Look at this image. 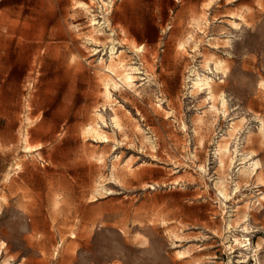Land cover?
Wrapping results in <instances>:
<instances>
[{
  "label": "rangeland",
  "instance_id": "obj_1",
  "mask_svg": "<svg viewBox=\"0 0 264 264\" xmlns=\"http://www.w3.org/2000/svg\"><path fill=\"white\" fill-rule=\"evenodd\" d=\"M78 1L0 0V264H264V0Z\"/></svg>",
  "mask_w": 264,
  "mask_h": 264
},
{
  "label": "bare ground",
  "instance_id": "obj_2",
  "mask_svg": "<svg viewBox=\"0 0 264 264\" xmlns=\"http://www.w3.org/2000/svg\"><path fill=\"white\" fill-rule=\"evenodd\" d=\"M103 1V0H102ZM105 3V2H103ZM107 3V2H106ZM78 4H80V6L83 7V9H85L90 15H91V18H90V22L92 23V25L94 26L95 24V21H96V18H95V14L92 13L91 11V6L82 1V0H79L78 1ZM107 5V4H105ZM195 19V18H194ZM198 22V21H197ZM233 24H235V27L236 25H238V23L236 21H233ZM98 27V26H97ZM97 29V28H96ZM97 31H100L99 29H97ZM101 34V33H100ZM191 42V37H188L186 39V41H181L179 43L180 45V48L182 49H185L186 48V44L187 43H190ZM190 45V44H189ZM205 68H207L209 66V61L206 59L205 62H204V65H203ZM107 68V73L109 72V74L103 79V82H104V86H105V89H106V94L108 96H111V91H110V87H117L119 85L118 83V80L115 79L114 77H119V79H121L120 81H125L124 83H126L130 88L134 87L135 86V77H136V73H135V70H137V68H134V67H131L129 66L128 64H126L124 62L123 59H121L120 55L117 56V58L115 57H111V61H110V64ZM220 68V67H218ZM122 69L123 70V74H119V70ZM121 71V70H120ZM199 75V74H198ZM114 76V77H113ZM198 81H197V84L195 86H197L196 89H199L201 88L202 86H208V87H213L214 83L213 81L207 77V76H203L202 73H201V76L198 77ZM123 79V80H122ZM196 81V80H195ZM264 85V81L261 82V86ZM198 91V90H197ZM196 91V92H197ZM200 92V91H199ZM220 95V94H219ZM110 98V97H109ZM206 99V98H205ZM221 101V105H222V108H224V111H227L228 110V103H227V99L225 98V95L224 94H221L219 98H217L216 94L212 93L211 96H210V106L209 108L204 112V116H200L199 117V122L200 123H205V114L206 113H211V114H218V112L220 111V108L218 107V102ZM115 109V108H114ZM120 119V118H119ZM98 126V124H97ZM120 127V126H119ZM97 134V133H96ZM146 137V136H145ZM203 139V138H202ZM201 139V143L203 142V140ZM230 143H231V137H226L224 136L221 140H219V143H218V147H217V154L219 156V159H220V162H221V166L222 168H225L226 165H227V160H228V156L231 154V148H230ZM238 146H236V153L238 152ZM235 156V155H234ZM233 165V164H232ZM264 196H261L260 199H257L259 204H261V198H263ZM256 200V201H257ZM263 200V199H262ZM257 203V202H256ZM239 206V205H237ZM252 207V204L251 202L248 203V209H251ZM247 215V214H246ZM247 219H245V227L244 229L245 230H248L250 227H251V224L249 222V218H248V215L246 216ZM238 240V239H237ZM247 240V243L246 241H241L240 243H242V246L241 248L245 249V253L242 252V256L239 260V263H242V262H245L249 259L250 255L252 252L256 253V249L255 247H253V244L252 242L250 241V239H246ZM242 259V260H241ZM257 260H258V263L259 264H263L261 261H260V258L257 257Z\"/></svg>",
  "mask_w": 264,
  "mask_h": 264
}]
</instances>
